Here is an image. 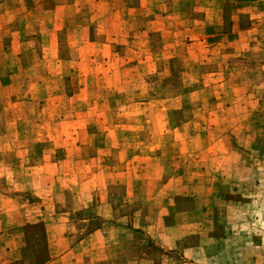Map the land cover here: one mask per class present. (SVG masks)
<instances>
[{"label": "rangeland", "instance_id": "374dc122", "mask_svg": "<svg viewBox=\"0 0 264 264\" xmlns=\"http://www.w3.org/2000/svg\"><path fill=\"white\" fill-rule=\"evenodd\" d=\"M111 28L112 50L87 45L105 42ZM0 136V264L20 254L19 264L49 263L48 218L60 224L52 229L65 237L60 249L79 246L59 263L182 264L183 238L165 249L146 229L164 207L155 196L165 166L185 171L183 184L198 193L215 184L221 153L238 152L244 164L255 149L264 169V0H0ZM44 163L48 179L28 168ZM119 178L139 183L142 198L123 202ZM109 180L117 185L93 191ZM106 193L122 221L109 249L94 241L101 247L92 254L78 242L102 224ZM137 217L145 229H131ZM166 218L179 237L183 216ZM227 256L216 262L231 263Z\"/></svg>", "mask_w": 264, "mask_h": 264}, {"label": "crops", "instance_id": "0c3cea01", "mask_svg": "<svg viewBox=\"0 0 264 264\" xmlns=\"http://www.w3.org/2000/svg\"><path fill=\"white\" fill-rule=\"evenodd\" d=\"M139 9H141V7ZM111 30L112 31H104L106 36L103 39L106 40L105 42L97 43V40H94L88 41L87 45L99 44L112 50L111 47L113 44L117 43V30H113L112 28ZM256 30L257 29L252 26L247 29V32L250 36L251 33H255ZM138 33H140L139 35L145 34L147 36L149 31H145L144 27H140ZM250 41H252V38L249 37V46L251 45ZM256 41L260 40L257 39ZM239 46L240 42H237V47ZM111 52L112 55L115 54L113 51ZM149 60H151L150 56L146 58V61ZM140 61L142 62L141 58L139 62ZM38 126L40 128L43 127L41 122ZM4 137L0 136L2 139ZM225 139L226 138L223 136L222 140L225 141ZM249 139L251 140L250 147H252L253 144L255 146V143L258 141H256L255 136H249ZM37 141L41 140L37 139ZM254 150L255 149L250 148V152L248 153V157L244 161V164H241L240 154L238 152H233L231 154L226 152L221 153L220 158H217V160H221L219 161L221 163H219L215 171L217 175L215 184L212 183L213 187L205 186V190L200 193L192 191L191 182L183 184L181 174L185 175V171L180 173L181 171H176L166 165L165 174H169V176L162 184L160 193L155 196L157 198L160 197L161 202H165L159 205L162 206L163 204L164 207L159 218L156 219L157 225H146L147 233L152 238H155L156 244L165 249H172L176 245L177 239L183 238L186 242L181 251L185 257H188V259H193L192 256H196L194 260L201 261L197 259V255L203 256L211 254L212 259L215 261L213 264H228V261H224V263H217L216 259L218 260V256L220 255H223L224 259L228 258L229 256L227 255L230 254L231 263L229 264H264V169L256 168L255 158L257 154ZM45 158L46 157L43 153V155L39 157V160ZM133 158L137 157L135 156ZM28 168L39 169L41 173L39 175L40 179H48L47 163ZM206 173L207 171H205V174ZM125 174H127V171H122L120 176H124ZM162 175L163 169L161 172V176ZM116 183L117 182L109 180V182H105L102 186L97 188L94 186L93 191L103 187V189L108 192L114 184L117 185ZM201 183H204V181H201ZM118 184L121 187L122 185L125 186L126 189L125 193L122 195L123 202H127V196L133 197L135 194L136 199L142 198L139 190L141 187L139 183L131 184L127 179L119 178ZM199 189L201 191V188ZM35 195L41 197L39 194ZM211 197L215 199V207L214 211L210 212L208 204H211L209 203ZM177 199L181 200L180 204L182 205V207L178 210L175 209ZM88 201H91V197ZM100 203H102L101 206L107 208V213H98V215L102 218V224L93 228L78 242H89L87 244L88 247L83 248L82 250H89L92 254H95L96 248L98 249L101 246L104 247L105 252L109 249V245L107 246V244L111 243V234L109 235V232L117 229L122 221L121 216H119V219L111 216L113 201L111 200L109 193L105 194L104 199H101ZM81 207L85 208L87 207V204H84ZM176 212L182 215L185 219L183 222L181 221L182 232H180L181 234H179V237L175 236V229L179 225L175 226L176 224H168L167 222H169V219L166 218V216L173 213L175 214ZM194 213H196L195 217L196 215L199 216L196 218L193 217V219L189 220L187 216H192ZM43 220L46 225L48 247L51 258L49 263L44 264H52L54 262L58 264H66L59 263V261L63 260L65 257H74L75 255H78L79 246H71L68 244L65 248L60 249L58 243L62 242L65 237L63 236L62 238L61 236L55 235L52 230H55V227H60V224L51 218ZM136 221L137 223H133L131 229H145L143 228V225L140 226L138 224L140 221L141 223H144L140 217H137ZM33 222H31V220H25V225L26 223ZM202 222L211 223L210 225L203 226ZM121 228H123V232L126 233L128 231L127 223L124 222L123 227L121 226ZM212 231L214 234H212ZM171 233H173V235H171ZM193 235H196L198 238V243L192 244L187 242V240ZM205 239L207 240L206 242H204ZM209 239L210 242L208 241ZM94 241H102L103 245L100 246ZM51 248L55 249V254H52ZM4 250H6V248ZM9 250H11V248ZM81 254H83V252ZM188 259H185L182 264H193V261ZM24 261L25 259L21 254L17 256V258L14 257L13 259L7 260L8 264H19ZM31 264L37 263L32 262Z\"/></svg>", "mask_w": 264, "mask_h": 264}]
</instances>
